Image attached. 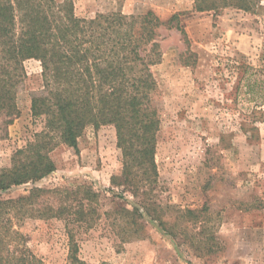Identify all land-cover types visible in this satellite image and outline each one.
Instances as JSON below:
<instances>
[{
	"label": "rangeland",
	"instance_id": "rangeland-1",
	"mask_svg": "<svg viewBox=\"0 0 264 264\" xmlns=\"http://www.w3.org/2000/svg\"><path fill=\"white\" fill-rule=\"evenodd\" d=\"M72 1L80 18L152 11L167 21L179 15L195 62L180 60L188 54L178 31L161 27L162 59L151 68L157 82L153 105L161 121L155 195L167 206L163 217L178 234L167 235L142 212L138 237L122 240L113 212L130 209L135 199L110 185L121 170L110 126L88 127L76 151L57 146L49 154L53 173L0 193V199L17 198L32 187L91 188L99 195L92 226H70L76 256L85 264H264V0L258 13L227 8L218 14L193 11V0ZM24 68L23 88L16 96L18 116L0 130V168L10 166L13 154L42 130L30 113L31 95L42 88L41 66L28 60ZM175 209L199 212L198 220L179 226ZM12 221L43 264H70L62 220ZM209 247L213 251L207 253Z\"/></svg>",
	"mask_w": 264,
	"mask_h": 264
},
{
	"label": "trees",
	"instance_id": "trees-1",
	"mask_svg": "<svg viewBox=\"0 0 264 264\" xmlns=\"http://www.w3.org/2000/svg\"><path fill=\"white\" fill-rule=\"evenodd\" d=\"M260 3L193 0V11L218 14L232 8L258 13ZM161 27L178 31L188 54L180 60L185 65L195 62L178 14L167 21L152 11L80 18L72 0H0L1 132L18 116L16 96L26 77L24 63L36 60L42 71V88L31 95L30 102L31 117L40 120L42 130L13 154L10 166L0 168V193L50 175L55 170L49 156L52 150L65 145L76 151L78 138L88 127L110 126L121 153V170L111 177L110 185L135 199L130 209L113 212L122 240L138 237L142 212L157 221L167 235L177 236L163 217L167 206L158 203L155 195L156 137L161 121L153 105L157 82L151 68L162 59ZM98 197L91 188L80 186L62 191L32 187L25 195L0 199V264H43L13 227V219L24 218L62 220L68 230L70 264H85L76 256L70 226H92ZM173 211L179 226L186 221L195 223L199 217V212L189 209ZM201 227L205 233L206 228ZM180 233L185 235L182 230ZM212 251L209 247L206 252Z\"/></svg>",
	"mask_w": 264,
	"mask_h": 264
}]
</instances>
